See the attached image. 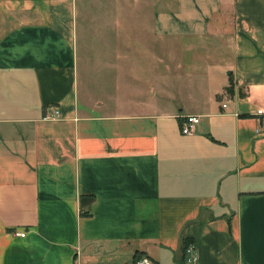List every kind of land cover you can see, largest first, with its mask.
Returning a JSON list of instances; mask_svg holds the SVG:
<instances>
[{
    "label": "crops",
    "instance_id": "0c3cea01",
    "mask_svg": "<svg viewBox=\"0 0 264 264\" xmlns=\"http://www.w3.org/2000/svg\"><path fill=\"white\" fill-rule=\"evenodd\" d=\"M130 2L0 0V264H264V0Z\"/></svg>",
    "mask_w": 264,
    "mask_h": 264
},
{
    "label": "built area",
    "instance_id": "2783aa9c",
    "mask_svg": "<svg viewBox=\"0 0 264 264\" xmlns=\"http://www.w3.org/2000/svg\"><path fill=\"white\" fill-rule=\"evenodd\" d=\"M226 106V103L224 104ZM257 115L259 116V124L256 129L259 134H264V106L257 109ZM59 115V110L55 109L53 114L47 116V118L57 117ZM199 117L197 115H187L182 123V131L184 133H190L196 129ZM16 234L25 235V231L16 230ZM198 251L194 242H185V257L188 262H192L197 258ZM137 264H152V260L149 256H141L137 259Z\"/></svg>",
    "mask_w": 264,
    "mask_h": 264
},
{
    "label": "rangeland",
    "instance_id": "374dc122",
    "mask_svg": "<svg viewBox=\"0 0 264 264\" xmlns=\"http://www.w3.org/2000/svg\"><path fill=\"white\" fill-rule=\"evenodd\" d=\"M117 3H119V0H117ZM124 3H125V2H124ZM126 3H129V1L126 2ZM130 4H137V2H136V0H131Z\"/></svg>",
    "mask_w": 264,
    "mask_h": 264
}]
</instances>
